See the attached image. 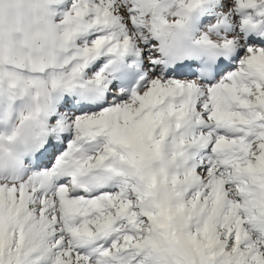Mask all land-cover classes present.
<instances>
[{
    "label": "snow or ice",
    "instance_id": "6c2138e0",
    "mask_svg": "<svg viewBox=\"0 0 264 264\" xmlns=\"http://www.w3.org/2000/svg\"><path fill=\"white\" fill-rule=\"evenodd\" d=\"M0 264H264V0H0Z\"/></svg>",
    "mask_w": 264,
    "mask_h": 264
}]
</instances>
